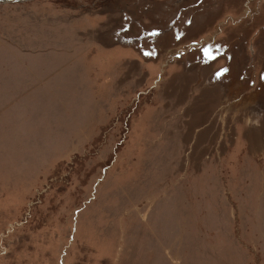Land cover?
Returning a JSON list of instances; mask_svg holds the SVG:
<instances>
[{"label":"rangeland","instance_id":"1","mask_svg":"<svg viewBox=\"0 0 264 264\" xmlns=\"http://www.w3.org/2000/svg\"><path fill=\"white\" fill-rule=\"evenodd\" d=\"M0 264H264V0H0Z\"/></svg>","mask_w":264,"mask_h":264},{"label":"water","instance_id":"2","mask_svg":"<svg viewBox=\"0 0 264 264\" xmlns=\"http://www.w3.org/2000/svg\"><path fill=\"white\" fill-rule=\"evenodd\" d=\"M6 1H8V0H6ZM10 1V0H9Z\"/></svg>","mask_w":264,"mask_h":264}]
</instances>
